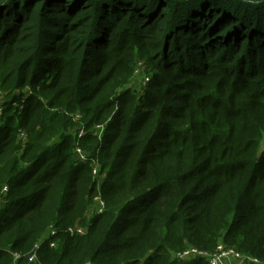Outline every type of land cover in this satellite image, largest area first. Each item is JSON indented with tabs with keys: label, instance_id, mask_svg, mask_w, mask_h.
<instances>
[{
	"label": "trees",
	"instance_id": "16d2710c",
	"mask_svg": "<svg viewBox=\"0 0 264 264\" xmlns=\"http://www.w3.org/2000/svg\"><path fill=\"white\" fill-rule=\"evenodd\" d=\"M0 203V264L264 259V0H0Z\"/></svg>",
	"mask_w": 264,
	"mask_h": 264
},
{
	"label": "built area",
	"instance_id": "2783aa9c",
	"mask_svg": "<svg viewBox=\"0 0 264 264\" xmlns=\"http://www.w3.org/2000/svg\"><path fill=\"white\" fill-rule=\"evenodd\" d=\"M77 151L81 153V158H84V154H82L81 149H78ZM82 229L84 228H79L77 232H82ZM56 233L57 232L55 230L51 231L52 235H55ZM50 245L54 246L55 242H51ZM198 255L206 257L210 264H264V259H260L252 255H243L239 253L237 249L226 247L223 243H219L212 253H206L191 248L180 252L178 254V258L180 260H187L195 258ZM36 256V252H33L30 260H33Z\"/></svg>",
	"mask_w": 264,
	"mask_h": 264
},
{
	"label": "rangeland",
	"instance_id": "374dc122",
	"mask_svg": "<svg viewBox=\"0 0 264 264\" xmlns=\"http://www.w3.org/2000/svg\"><path fill=\"white\" fill-rule=\"evenodd\" d=\"M144 65L145 64L143 62L137 64L136 68H134L135 70L133 72V75H132V78H131V81H130L131 84L135 85L139 89L140 88H143L144 85H146V83L149 82V80H147V79H149V77L147 75L146 70L144 69ZM23 137H25V135ZM76 153H78V151H76ZM93 174H94V177H96L99 180V182H101L100 180H102L103 177H104L103 174L100 173V169H99L98 165L97 166H94ZM95 201L97 202L96 203V211H98V212L103 211V203H101L100 199L99 198H96ZM2 203H0V207H1V205H3ZM92 213L93 212H91V214ZM85 232H86V228L82 229V232H77V233L78 234H83ZM191 248L192 247H188L187 249H191ZM187 249H184V250H187ZM178 254L177 255L175 254L174 257L175 256L177 257Z\"/></svg>",
	"mask_w": 264,
	"mask_h": 264
}]
</instances>
